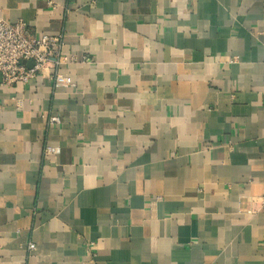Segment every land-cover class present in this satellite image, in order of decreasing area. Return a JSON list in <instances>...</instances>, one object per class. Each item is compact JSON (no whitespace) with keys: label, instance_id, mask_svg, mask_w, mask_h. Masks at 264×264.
Segmentation results:
<instances>
[{"label":"crops","instance_id":"obj_1","mask_svg":"<svg viewBox=\"0 0 264 264\" xmlns=\"http://www.w3.org/2000/svg\"><path fill=\"white\" fill-rule=\"evenodd\" d=\"M0 18L62 41L27 84L0 77V264H264V0Z\"/></svg>","mask_w":264,"mask_h":264},{"label":"built area","instance_id":"obj_2","mask_svg":"<svg viewBox=\"0 0 264 264\" xmlns=\"http://www.w3.org/2000/svg\"><path fill=\"white\" fill-rule=\"evenodd\" d=\"M62 41L59 37H34L22 21L5 22L0 18V77L5 86L20 82L27 84L49 66L60 63ZM32 62L31 67L25 63ZM52 80L57 87L73 86L70 79L54 74ZM264 102V92L262 93ZM55 120H50L53 122ZM48 151H52L48 149ZM29 250L34 249L28 244Z\"/></svg>","mask_w":264,"mask_h":264},{"label":"water","instance_id":"obj_3","mask_svg":"<svg viewBox=\"0 0 264 264\" xmlns=\"http://www.w3.org/2000/svg\"><path fill=\"white\" fill-rule=\"evenodd\" d=\"M25 65H26L27 67H31V66H32V62H27V63H25Z\"/></svg>","mask_w":264,"mask_h":264}]
</instances>
